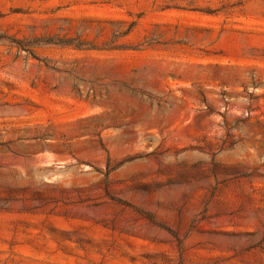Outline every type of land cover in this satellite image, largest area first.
Returning a JSON list of instances; mask_svg holds the SVG:
<instances>
[{"label":"rangeland","instance_id":"obj_1","mask_svg":"<svg viewBox=\"0 0 264 264\" xmlns=\"http://www.w3.org/2000/svg\"><path fill=\"white\" fill-rule=\"evenodd\" d=\"M0 264H264V0H0Z\"/></svg>","mask_w":264,"mask_h":264}]
</instances>
